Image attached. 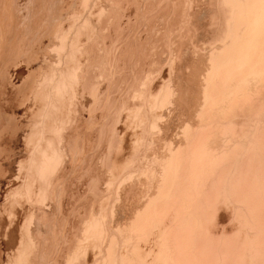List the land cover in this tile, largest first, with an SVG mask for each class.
Segmentation results:
<instances>
[{
    "label": "bare ground",
    "instance_id": "obj_1",
    "mask_svg": "<svg viewBox=\"0 0 264 264\" xmlns=\"http://www.w3.org/2000/svg\"><path fill=\"white\" fill-rule=\"evenodd\" d=\"M0 264H264V0H0Z\"/></svg>",
    "mask_w": 264,
    "mask_h": 264
}]
</instances>
